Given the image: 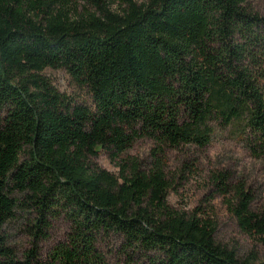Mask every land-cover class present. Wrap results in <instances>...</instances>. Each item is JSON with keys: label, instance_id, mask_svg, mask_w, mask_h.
<instances>
[{"label": "trees", "instance_id": "1", "mask_svg": "<svg viewBox=\"0 0 264 264\" xmlns=\"http://www.w3.org/2000/svg\"><path fill=\"white\" fill-rule=\"evenodd\" d=\"M47 68L88 102L58 92ZM214 128L264 159V16L247 0H0V264H106L97 245L111 236L123 264H256L216 243L199 208L166 200L164 152L204 148ZM138 139L149 160L120 158ZM229 183L216 175L213 191L264 241V211ZM16 213L30 237L19 257L4 231ZM59 218L68 233L40 260Z\"/></svg>", "mask_w": 264, "mask_h": 264}, {"label": "rangeland", "instance_id": "2", "mask_svg": "<svg viewBox=\"0 0 264 264\" xmlns=\"http://www.w3.org/2000/svg\"><path fill=\"white\" fill-rule=\"evenodd\" d=\"M140 4L145 0H133ZM248 7L264 16V0H247ZM112 9L117 10L115 5ZM51 85L75 103L88 102V95L77 87L63 69H45ZM153 145L147 139L136 140L120 157L148 161ZM119 158V159H120ZM99 168L116 172L115 163L104 153L93 161ZM166 178L169 182L167 203L177 211L191 212L201 210V216L211 222L214 228L213 238L216 243L231 249L236 257L243 260L255 257L252 262H264V241L243 233L229 213L224 200L228 195L215 193L213 177L225 174L229 184L244 183L253 196L252 209L264 211V159L249 154L245 146L233 139L227 130L214 128L209 144L201 149L184 147L166 150L162 159ZM15 198H17L15 196ZM24 215L16 216L5 226L8 245L17 256L29 248L30 237L25 231L27 222ZM68 233V224L62 219L51 221L47 237L38 245V258L44 260L47 252L64 240ZM120 240L116 236L100 242L97 247L103 254L106 264H123L118 256Z\"/></svg>", "mask_w": 264, "mask_h": 264}]
</instances>
